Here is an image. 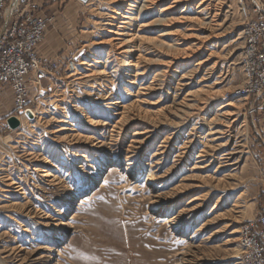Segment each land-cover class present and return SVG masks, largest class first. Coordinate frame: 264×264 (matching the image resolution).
I'll return each instance as SVG.
<instances>
[{"label": "rangeland", "instance_id": "374dc122", "mask_svg": "<svg viewBox=\"0 0 264 264\" xmlns=\"http://www.w3.org/2000/svg\"><path fill=\"white\" fill-rule=\"evenodd\" d=\"M10 6L58 16L63 36L41 55L47 29L37 52L56 74L27 84L20 113L10 92L19 127L0 126V264H244L240 230L264 214V90L243 92L252 0Z\"/></svg>", "mask_w": 264, "mask_h": 264}, {"label": "built area", "instance_id": "2783aa9c", "mask_svg": "<svg viewBox=\"0 0 264 264\" xmlns=\"http://www.w3.org/2000/svg\"><path fill=\"white\" fill-rule=\"evenodd\" d=\"M252 6L251 13L243 10L247 20L243 92L249 96L260 95L264 90V5L252 0ZM8 7H11L10 0H0V93L10 89L14 106L20 113L30 97L27 84L56 74L55 63L41 59L37 52L52 17L28 12L15 19L17 8L6 16ZM250 14L254 18L249 21ZM240 231L244 264H264V214L257 215Z\"/></svg>", "mask_w": 264, "mask_h": 264}, {"label": "bare ground", "instance_id": "6f19581e", "mask_svg": "<svg viewBox=\"0 0 264 264\" xmlns=\"http://www.w3.org/2000/svg\"><path fill=\"white\" fill-rule=\"evenodd\" d=\"M15 1V0H14ZM82 2H87L88 0H81ZM142 1V6H141V11H148L149 9H150V6L152 5V1L153 0H141ZM129 6H131V7H133L132 6V4H130ZM166 11H168V7L167 8H163L162 10H160V15L162 14V13H164V12H166ZM148 13V12H147ZM113 14V13H112ZM115 14H119V13H115ZM143 14H144V12H143ZM6 16L8 15V13L6 12V14H5ZM169 17V15L167 16H164L163 17V19H159L158 20V22H163V23H165V22H169L170 21V19L171 18H168ZM134 19H137V17L135 18V15L134 14H132V13H129V14H125V15H122V19H121V22H120V25L118 26V29H124L123 28V26H126V25H128V24H130L131 23V21H133ZM191 19V18H190ZM173 20V19H172ZM107 26V25H106ZM141 27H143V28H147V27H149V24H146V23H144V24H141ZM169 33V32H168ZM174 32H172V34H173ZM170 34H171V32H170ZM115 35L116 36H122L123 35V33H121V32H119V31H117L116 33H115ZM161 35H165V33L164 34H161ZM137 37L136 36H134V35H130V39L129 40H126L125 42H121L122 44H120L119 45V47H118V49H120V50H122L123 52H124V50L126 49V47H127V45L128 44H130V43H132V40L133 39H136ZM131 47V46H130ZM38 48V47H37ZM201 49V48H200ZM203 61H205V60H203ZM83 63H85V62H83ZM81 64V65H83V66H87V67H90V68H92V67H94L95 65H97L99 62L98 61H95V62H92V64L91 63H85V64ZM198 65V64H197ZM200 65H201V63H200ZM135 66V65H134ZM91 72L89 73V74H87V75H84L83 76V78L84 79H94V78H96L97 76H102V75H106V72L105 71H99V72H95V71H92V70H90ZM129 74V73H128ZM140 74H142V73H140ZM77 75V74H76ZM74 76V75H73ZM132 76V75H131ZM138 75L137 74H135V76H133L134 77V79H132V80H129L128 81V83L129 84H134V80H135V77H137ZM140 76V75H139ZM129 77V76H128ZM82 79V77H80V78H76L75 79V81L76 80H81ZM183 79H185V78H183ZM11 91V90H10ZM114 101V100H113ZM110 102V105H115V103L114 102ZM230 104L229 103H227V104H225L224 106H222L221 108H219V109H223L224 107H228ZM126 108V106L125 105H123L122 106V109H125ZM26 110H29V109H26ZM26 110L23 112V114H24V116L27 118V119H29V120H33L34 119V114H33V112H32V119L31 118H29V117H27L26 115H25V112H26ZM117 115V114H116ZM234 114L230 111V110H228V111H225V112H223L222 114H221V117L223 118V119H227V117H232ZM8 119V118H7ZM7 121V120H6ZM212 121V120H211ZM214 123V122H213ZM94 125H98L99 124V122L98 121H96V122H94L93 123ZM212 124V123H211ZM231 126V125H230ZM226 127H228V126H225V128ZM223 133V131H221V130H217V131H215L214 132V134H222ZM144 141V140H143ZM100 143V142H99ZM141 145V144H140ZM138 149V148H137ZM180 149V148H179ZM135 151V150H134ZM83 158H85V156H83ZM228 160V159H227ZM196 167H193L192 168V170L193 169H195ZM44 172V174H43V176H42V178H51V177H53V174L51 173V171H49V170H44L43 171ZM54 178V177H53ZM48 182V181H47ZM198 197H195V198H193L191 201H198ZM73 219V218H72ZM241 232V231H240ZM241 247V246H240ZM241 249H242V247H241ZM243 250V249H242Z\"/></svg>", "mask_w": 264, "mask_h": 264}, {"label": "crops", "instance_id": "0c3cea01", "mask_svg": "<svg viewBox=\"0 0 264 264\" xmlns=\"http://www.w3.org/2000/svg\"><path fill=\"white\" fill-rule=\"evenodd\" d=\"M26 8L23 7L20 10H18V13L15 14V19H19L24 13H26ZM37 14L48 16L49 15L44 11H40ZM51 15V14H50ZM53 15V14H52ZM51 15V16H52ZM55 16V17H54ZM51 21V24H49L48 29H51L48 31L44 43L40 46L39 52L41 55L47 56V57H55L56 56V49H58V41L57 37H62L63 35H60L61 33L59 26L60 24V18L56 15H54ZM59 29V30H58ZM61 41V40H60ZM63 42V41H62ZM55 51V52H54ZM11 91L6 89L3 91V98L0 100V126L4 125L6 126V120L11 115L12 111V99H11Z\"/></svg>", "mask_w": 264, "mask_h": 264}, {"label": "water", "instance_id": "95a60500", "mask_svg": "<svg viewBox=\"0 0 264 264\" xmlns=\"http://www.w3.org/2000/svg\"><path fill=\"white\" fill-rule=\"evenodd\" d=\"M25 115L31 119L33 118L32 112L30 110H26ZM6 123L11 130L17 129L19 127V121L14 116H10Z\"/></svg>", "mask_w": 264, "mask_h": 264}]
</instances>
